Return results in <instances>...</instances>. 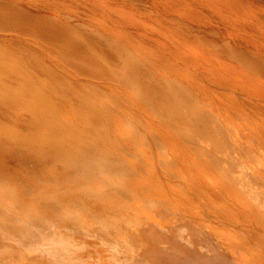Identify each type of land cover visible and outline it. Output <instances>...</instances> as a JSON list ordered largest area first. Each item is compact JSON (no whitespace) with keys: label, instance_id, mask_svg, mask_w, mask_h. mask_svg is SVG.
<instances>
[{"label":"bare ground","instance_id":"1","mask_svg":"<svg viewBox=\"0 0 264 264\" xmlns=\"http://www.w3.org/2000/svg\"><path fill=\"white\" fill-rule=\"evenodd\" d=\"M89 1L186 67L149 59L104 22H62L52 3L0 0V29L45 41L85 77L0 38V264L148 263L171 227L216 219L182 201L229 204L208 181L219 157L204 165L176 135L212 144L211 118L264 134V0ZM175 210L168 229L148 215Z\"/></svg>","mask_w":264,"mask_h":264},{"label":"rangeland","instance_id":"2","mask_svg":"<svg viewBox=\"0 0 264 264\" xmlns=\"http://www.w3.org/2000/svg\"><path fill=\"white\" fill-rule=\"evenodd\" d=\"M29 1H37L41 4L52 3L53 12L61 16L62 19L58 20L62 22L71 21L74 24L85 23L87 25L89 22L94 24L95 20L104 22L112 30L123 33L124 37L129 39L132 45L149 59L166 65L178 61L181 66L186 67L182 63L183 57L178 58L177 53L151 37L145 39L148 44L143 43V37L135 34L136 32L132 30V27L122 25L116 19H112L95 2L89 0H66L62 3H57L55 0ZM89 9L97 14V19H90L88 13H84L88 12ZM70 13L75 19H65ZM0 38L8 44L12 38H15L33 54L41 56L45 62L55 63L56 68L65 72V68H67L70 72L68 74L72 77L80 80L85 78L77 70L67 66L60 53L48 46L45 41L36 39L30 34H19L11 29H0ZM90 81L106 89L112 87V83L108 80L95 79ZM208 83L207 81L206 84ZM116 97L120 98L117 94ZM214 119L211 118L213 124L211 131L214 137L221 139L217 138V141L212 144L205 145L201 141L197 143L195 141L196 135H186L189 137L186 138L189 139L188 141L185 139L186 136L184 139L176 136L189 148L196 149V152L198 149L202 155L199 154L200 156H198L206 166L209 162L208 158H210L208 156L214 154L219 157L217 159H220L221 167L214 171L215 173L208 181L229 198V204L221 201L213 202L207 197L182 201V204L187 205L200 218H202L201 214L204 213L211 212L216 215L213 222L200 230L185 229L182 231L181 227L176 228V230L172 227L171 230L168 229L169 225L178 223L177 218L182 217L178 210H175L176 213L169 211L170 214L168 211H162L155 215L149 212V217L155 216L153 217L155 223H160L168 229L167 234L176 236L172 240L165 238L159 241L154 249L153 244L149 243V248L158 249V252L152 254L153 257L148 263L140 260L138 263L137 259L133 260L132 257L121 252V255L123 254L122 259L125 258L123 261H128L127 264H136L135 262L137 264H264V134L259 131H247L242 127H238V129L229 127L230 130L229 128L223 130L221 126L217 130L219 123ZM221 132L223 138L220 135ZM149 135L152 136L151 133ZM159 135L165 136V133L161 132ZM191 144L192 146H189ZM153 148L155 149L156 146ZM210 152L211 154H209ZM158 163L159 161H157ZM159 169L157 173L166 178L167 172L162 167ZM123 199L125 200L126 197ZM177 212L179 213L177 214Z\"/></svg>","mask_w":264,"mask_h":264}]
</instances>
